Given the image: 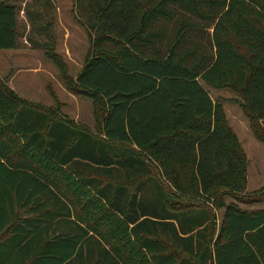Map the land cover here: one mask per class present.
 <instances>
[{
	"label": "trees",
	"instance_id": "1",
	"mask_svg": "<svg viewBox=\"0 0 264 264\" xmlns=\"http://www.w3.org/2000/svg\"><path fill=\"white\" fill-rule=\"evenodd\" d=\"M76 4L91 31L82 68L72 79L47 56L67 90L91 100L95 130L0 80V264H131V249L152 264H264V208L241 206L260 199L245 194L247 156L203 85L237 93L264 145V0ZM16 16L0 2V49L16 46ZM58 168L124 238L98 228L94 207H76Z\"/></svg>",
	"mask_w": 264,
	"mask_h": 264
},
{
	"label": "rangeland",
	"instance_id": "2",
	"mask_svg": "<svg viewBox=\"0 0 264 264\" xmlns=\"http://www.w3.org/2000/svg\"><path fill=\"white\" fill-rule=\"evenodd\" d=\"M1 1L16 7L17 38L14 48L0 49V80L23 99L62 113L74 123L82 124L94 131L95 119L91 100L69 92L55 63L47 56L51 50L58 54L67 67L68 75L72 79L76 78L88 56L91 43L86 11L76 4V0ZM203 85L212 100L223 105L227 122L236 132L247 156L245 194L260 199L241 206L245 209L264 208V145L250 130L237 93L227 88ZM8 134L5 133L6 136ZM13 138L16 144L22 145L18 137ZM35 158L33 160L41 165L47 163L38 155ZM51 167H55V164L46 165V169ZM53 172L62 189L72 195L76 207L81 212H90L93 207L98 210L92 219L102 232L107 233L112 241L125 237L118 219L107 209L103 211L99 207L89 189L78 185L77 181H70L64 170L58 168ZM224 199L226 202L230 201L229 196H225ZM215 211L214 224L218 227L224 207H219ZM123 253H129L128 256L135 260V264H151L143 259L141 253L132 249Z\"/></svg>",
	"mask_w": 264,
	"mask_h": 264
},
{
	"label": "crops",
	"instance_id": "3",
	"mask_svg": "<svg viewBox=\"0 0 264 264\" xmlns=\"http://www.w3.org/2000/svg\"><path fill=\"white\" fill-rule=\"evenodd\" d=\"M236 133V132H235ZM241 143V142H240ZM132 226V224H130L129 225V229H130V227ZM128 229V230H129ZM92 232L90 231V234H91ZM137 235H142V236H147L148 235V237H154V236H149L150 234L148 233V232H137ZM131 236V235H130ZM97 237V236H96ZM132 238V237H131ZM101 239V238H100ZM111 239V238H110ZM133 239V238H132ZM89 242H92V240H90ZM127 254V255H126ZM126 254H123L124 255V257L125 258H130L129 259V261L131 262V264H135V260L132 258V257H130V256H128L129 255V253H126ZM147 257H149V262H150V256L147 254ZM95 257H93L92 256V262L90 263V264H95ZM151 263V262H150ZM100 264H102V263H100ZM152 264V263H151Z\"/></svg>",
	"mask_w": 264,
	"mask_h": 264
}]
</instances>
